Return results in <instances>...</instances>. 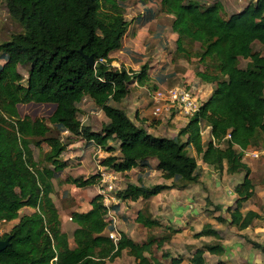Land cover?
<instances>
[{"label":"trees","instance_id":"trees-1","mask_svg":"<svg viewBox=\"0 0 264 264\" xmlns=\"http://www.w3.org/2000/svg\"><path fill=\"white\" fill-rule=\"evenodd\" d=\"M126 1L4 0L9 16L23 30L0 41V224L16 219L0 234V239L10 236L9 244L0 249V264H106L125 249L136 264H165L152 256L154 245L163 259L169 258V264H181L182 256L162 249L178 228L162 225L137 207L134 222L148 230L162 227L161 235L135 241L119 231L114 242L106 228L108 210L116 214L119 203L147 199L163 189H182L198 181L196 158L188 153V145L203 163L243 173L233 188L236 197L228 208L229 224L242 230L259 217L254 209L242 211V204L255 190L250 169L236 146L245 149L264 144V55L252 49L255 41L264 46V0L248 2L226 17L217 0L208 5L198 0H160L172 16L176 50L189 58L183 39L197 41L200 51L195 56L204 69L195 74L214 84L210 95L201 98L198 111L178 129L184 140L148 132L136 125L123 107L111 103L123 101L130 84L134 80L142 83L146 72L144 66L137 73L123 65H111L110 53L121 46L128 25L123 15ZM79 49L93 57L94 67L88 66ZM241 57L247 59L244 67L239 66ZM86 97L107 117L99 131L78 117V105ZM29 102L50 103L54 108L47 119L21 115L19 104ZM199 122L203 127L210 125L215 142L200 134ZM51 126L57 133L66 131L108 152L99 161L105 169L128 173L153 159L162 178L175 182H129L117 192L118 201L109 206L101 194L90 195L87 210L70 213L75 224L70 243L50 195L53 178L67 166L61 156L66 143L52 133ZM227 132L230 137L224 138ZM42 141L49 147L43 154L46 165H40L31 147ZM109 141L117 142L116 153ZM65 180L84 187L101 184L98 172ZM24 207L32 211L21 214ZM125 212L120 216L125 217ZM207 232L214 233L202 229L194 236ZM250 242L264 256V243ZM204 252L222 254L224 247L204 243L196 247L190 263L204 264ZM217 264L228 263L218 259Z\"/></svg>","mask_w":264,"mask_h":264},{"label":"rangeland","instance_id":"rangeland-1","mask_svg":"<svg viewBox=\"0 0 264 264\" xmlns=\"http://www.w3.org/2000/svg\"><path fill=\"white\" fill-rule=\"evenodd\" d=\"M198 1L204 5H208L216 0ZM217 1L222 3V15L226 17L232 12L242 9L248 2H254L255 0ZM123 15L124 19L128 21V25L123 34L121 46L110 53L112 59L111 65L114 67L123 65L127 70L137 73L144 66L146 72L142 83L134 80L130 84V92L123 101L118 103L112 101V104L123 107L127 115L131 117H134V111L140 109L141 112L144 111L146 113L144 116L147 117L146 119H151L150 110L152 103L150 93L156 88L184 83L198 92V88L200 90L208 88V92L209 90L212 91L214 87L213 83L208 84L207 87H202L199 77L193 78V75L196 76V71L204 69V64L199 62L195 56L200 51L199 43L194 40L183 39L185 51L190 55L189 58L176 50L175 41L177 34L171 29L172 16L164 11L160 5V0H127L123 3ZM22 30V26L9 16L4 0H0V41L8 39L11 34L21 32ZM252 49L264 55V46L258 41L252 44ZM2 62L3 60L0 59V64ZM246 62L247 59L241 57L239 59V66L244 67ZM21 71L24 73L23 69ZM181 73H184L186 76H182ZM197 82L199 85H197ZM78 106L80 121L83 124L89 125L92 130L99 131L102 124L107 121V117L103 111L88 97L84 98ZM18 108L21 115L47 119L54 105L50 103L29 102L19 104ZM170 116L172 115L164 113L157 118V121L155 119L152 120L151 124L139 122L136 125L145 126V128L147 125V128H151L150 131L153 130L163 136L180 137L181 140H184L183 137L178 135V130H175L177 129L176 124L171 121L172 117ZM185 118L189 119L188 117ZM160 121L162 125L158 127L157 124ZM52 133L57 134L66 143V148L61 156L67 160V166L57 172L53 178L54 189L50 195L59 212L61 229L67 232L69 241L72 243V230L75 224L70 220V213L76 209H86L90 195L97 194L100 185L97 183L91 187H84L69 183L65 178L75 176L88 177L96 174L99 161L108 155V152L104 149L99 150V147L91 142L87 143L80 137L69 136L66 131L57 133L53 128ZM109 144L115 147L114 151L116 153L118 149L117 142L109 141ZM259 146L261 145L257 144L248 148H258ZM31 147L35 159L40 161V165H46L47 163L43 158V154L48 150V145L42 141L39 146L31 144ZM186 149L190 155L195 153L191 145H188ZM237 149L239 148L237 147ZM195 155L197 154L195 153ZM197 157L198 161L199 156ZM242 160L250 169L249 177L255 190L254 195L242 204V211L254 209L259 213V217L254 219L249 227L238 230L235 226L229 224L228 208L233 205L236 197L233 188L236 183L241 181L243 173H229L222 166H215L213 170L206 172L209 179L201 180L203 181L200 187L202 188L201 199H199V178L198 181L189 183L186 186L187 197H184L182 202V210H177V212H181L180 215H186L183 217L184 220L180 225L177 222L173 224L178 228V232H181L178 238L185 243L189 242L190 248L193 249L197 244L202 246L204 243H219L223 245L224 252L222 254H210L207 252L204 264H216L218 259H224L228 264H264L263 254L250 242L264 243V158L252 159L242 157ZM197 171H199L198 168ZM141 172L144 173L142 176L140 175ZM116 175L117 177L114 180L115 188L111 192L116 199L112 204L118 201L117 192L122 190L129 182H138L145 185L157 182H175L171 179L166 180L162 178L160 171L156 168V161L153 159H149L146 166L134 168L128 173L119 172ZM216 182L217 184H215ZM141 203L142 200L138 201L137 205ZM158 203H160V200H157V203L154 201L152 203L154 205L153 208ZM149 206L150 204H144V210H148ZM192 206L196 207L198 211L203 212V215L193 214ZM129 207L131 209L128 213L125 212L126 216H120V213ZM136 207L135 204H130L124 206L123 210L120 208L116 211V214H114L115 224H109L106 231L112 227L118 232L128 229L126 233L132 231V234L136 238L135 241H144L149 235H161L164 232V230H161L162 227H154L148 230L146 227L134 222ZM31 211L29 207H25L20 213H30ZM176 215H179V213H176ZM164 223L165 221L161 222L162 225H165ZM10 225L7 222L1 223L0 234L7 231ZM202 229L210 230L214 233L207 232L199 237L194 236V233ZM165 244L166 242L163 244V250L171 251L172 256H182L178 252V249L169 248ZM154 247L155 245L153 246L152 256L165 264H169V258L163 259L161 250H157ZM190 248H186V251L183 252L186 259L189 257L188 254H191ZM126 264L133 263L129 261Z\"/></svg>","mask_w":264,"mask_h":264},{"label":"crops","instance_id":"crops-1","mask_svg":"<svg viewBox=\"0 0 264 264\" xmlns=\"http://www.w3.org/2000/svg\"><path fill=\"white\" fill-rule=\"evenodd\" d=\"M181 75L182 76H186L184 73L183 74L181 73ZM195 77H197V76L193 75V78H195ZM201 83H202L201 84L202 87L203 86L207 87V85L210 84V83L203 82V81H201ZM197 85H199L198 82H197ZM198 89H199V93H200L199 95L201 96V98H206L211 93V90H209V92H208V90H207L208 88H206L205 90L204 89L200 90V88H198ZM150 112H151V110H150ZM134 113H135V114H133L134 117H131L129 115L128 116L130 117V119H132L134 121L135 124H137L139 122H145L146 124H151L152 120H154V119L157 121V119L153 118L152 115H151V119L150 118L146 119L147 117H144L146 113L144 111L141 112L140 109L138 111L137 110L134 111ZM171 115H172V116H170V117H172L171 121L174 124H176V128L177 129H175L173 127L175 130H178L180 127L184 126L187 123V121H188V119H186L184 116H182L180 114L172 113ZM170 117H168V118H170ZM157 125L159 127L160 125H162V122L161 121L158 122ZM146 129H147L148 132H151V133H153L155 135L163 136L161 134H158L157 132H154L153 130L150 131L151 128H147V125H146ZM192 155L195 156L196 162H197V165H198L197 168L199 170L198 173H199V181H200L199 182V199H201L200 195L202 196V188H200V187L202 186V182H203L201 180H204V179L208 180L209 179V176L206 174V172H209V171L213 170V167L207 165L206 163H203L200 160V158L197 161V158H198L197 156L198 155H195V153H192ZM143 174L144 173L141 172L140 175L142 176ZM210 181H211V179H210ZM210 181H208V182H210ZM215 184H217V182ZM213 189L215 190V188H213ZM186 191H187V187L182 188V189L177 188V187L167 188V189H163L158 194L153 195V196H151V197H149L147 199H139V200H137L135 202L129 201L128 203L122 202L120 207H121V210H123L122 208L124 206H126V204H135V206H137V208L141 209L144 213H147L151 218H156V219L160 220V222L165 221L164 224H169L172 227L176 228L173 223L177 222L180 225L181 222L184 220L183 217H185V215H186V214L185 215L184 214L180 215L181 212H177L178 209L182 210L181 209L182 208V202L184 200V197H187ZM140 200H142V203L140 205H137V202L140 201ZM157 200H160V203H158L155 206V208H153L154 205H152V203L154 201L157 203ZM144 204H146V205L150 204L148 210H144V207H143ZM88 208H89V204L86 206V209H84V210H87ZM29 209H31V208H29ZM84 210H78V211H84ZM125 210H126V208L123 211L125 212ZM192 212H194L193 214H196V215L199 214V216L203 215V212H201L200 210L198 211L196 209V207L192 208ZM176 213H179V215H176ZM14 222H16V219L12 220V221H9L7 223H10L12 225ZM126 230H128V229H124L122 231L126 232ZM127 235L130 236L133 240H136L135 236L132 234V231L128 232ZM180 235H181V232H176L174 235H172L170 240L168 242H166L165 245L168 246L169 248H174L175 250L178 249V252L182 255L181 264H191L189 259H190L191 255H192V253L194 252V250L196 249V247H199V244L196 243L197 245L192 249V248H190L191 245L188 244L189 242L186 241L187 243H185L184 241H181L178 238V236H180ZM184 243L188 244V245H185ZM186 248H190L191 249V254H188V252H187V254L189 255V257L187 259L183 255V252L186 251ZM206 253L207 252H204V256H206L205 255ZM222 260H224V259H222ZM129 261H132L133 264H136L135 261H134V258L132 256L128 255L127 254V250L125 249V250L122 251V254L119 257H116L113 261H107L106 264H126V262H129ZM216 264H217V262H216Z\"/></svg>","mask_w":264,"mask_h":264},{"label":"built area","instance_id":"built-area-1","mask_svg":"<svg viewBox=\"0 0 264 264\" xmlns=\"http://www.w3.org/2000/svg\"><path fill=\"white\" fill-rule=\"evenodd\" d=\"M199 94L200 93L196 89H193L191 86L184 83L156 88L150 93V100L152 103L151 115L155 118H158L164 113H177L181 114L184 117L190 118L198 111L199 106L201 104V96ZM199 125L200 134L203 136H209L212 141L215 142L210 134V125H206L203 127L201 126L200 122ZM229 137L230 134L229 132H227L224 138ZM238 148L242 153V157H249L252 159L264 158V144L259 146L258 148ZM97 172L100 177L101 183L99 186L98 193L101 194L104 204L106 206H109V204L115 202L116 199L114 195L111 194V192L115 188L114 180L117 177L116 174L118 172L105 169L100 164H98ZM107 215L109 219V224L114 225L115 215L110 212V210H108ZM106 234L114 242H116L120 237L119 232L114 227L107 230Z\"/></svg>","mask_w":264,"mask_h":264},{"label":"water","instance_id":"water-1","mask_svg":"<svg viewBox=\"0 0 264 264\" xmlns=\"http://www.w3.org/2000/svg\"><path fill=\"white\" fill-rule=\"evenodd\" d=\"M79 51L82 53V50L79 49ZM86 63L88 64L89 67H94L95 65V61L93 59V57L91 55H86L84 53H82ZM9 239L10 236L6 237L5 239H0V249L5 248L8 244H9Z\"/></svg>","mask_w":264,"mask_h":264}]
</instances>
